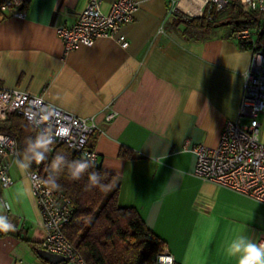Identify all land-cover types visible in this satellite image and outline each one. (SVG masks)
Wrapping results in <instances>:
<instances>
[{
	"label": "crops",
	"instance_id": "crops-1",
	"mask_svg": "<svg viewBox=\"0 0 264 264\" xmlns=\"http://www.w3.org/2000/svg\"><path fill=\"white\" fill-rule=\"evenodd\" d=\"M87 1L25 0V18L0 19V87L95 121L92 149L120 179L118 204L137 210L177 264H236L224 242L241 230L264 240V202L197 177L184 146L215 147L228 120L247 123L238 110L250 51L227 37L226 26L187 37L174 25L175 11L198 16L203 0H176L173 11L171 0H138L119 31L126 47L114 36L66 51L58 28ZM113 1L104 0L103 10ZM259 121L264 143V113ZM123 147L133 156L120 157ZM22 155L9 169L12 184L0 186V202L11 204L3 214L16 226L0 232V264H52L38 254L44 230L30 169L16 164Z\"/></svg>",
	"mask_w": 264,
	"mask_h": 264
},
{
	"label": "built area",
	"instance_id": "built-area-1",
	"mask_svg": "<svg viewBox=\"0 0 264 264\" xmlns=\"http://www.w3.org/2000/svg\"><path fill=\"white\" fill-rule=\"evenodd\" d=\"M171 2L173 11L176 0ZM103 3L104 0H88L72 24L58 28L66 51L80 45L91 46L100 37L116 36L121 47L128 45L126 36L119 31L123 24L132 20L138 0H114L107 10H103ZM203 3L205 7H214L218 11L224 9L229 0H203ZM238 4L243 11L256 10L264 15V0H248L247 5L238 0ZM5 17L25 18V0H0V19ZM208 19L211 17L208 16ZM260 31H264V26ZM252 36L249 29L238 30L234 34L236 39H251ZM248 50L250 60L242 73L243 87L238 110L239 117H246L247 123L242 124L239 119L228 120L217 146L196 143L184 146V149L195 155L193 173L197 177L264 202V143L259 136V115L264 113V47L254 42ZM12 113L21 115L39 132L47 130L53 143H64L74 148L81 158L91 157L93 162L97 160L96 152L88 146L98 129L94 120L73 115L46 102L41 96L18 88L0 87V120ZM113 117V112L106 116L107 120ZM20 152L14 137L0 133V186L12 184L9 169ZM27 176L44 230L42 248L64 256L62 264H87L64 232L73 210L70 198L47 185L37 169H30ZM150 263L177 264L165 247L151 257Z\"/></svg>",
	"mask_w": 264,
	"mask_h": 264
},
{
	"label": "trees",
	"instance_id": "trees-1",
	"mask_svg": "<svg viewBox=\"0 0 264 264\" xmlns=\"http://www.w3.org/2000/svg\"><path fill=\"white\" fill-rule=\"evenodd\" d=\"M173 23L175 26L182 24V33L187 37L206 34L214 27L226 26L229 28L227 37L234 38L238 30L249 29L253 34L251 39L234 38L239 48L248 50L254 42L264 47V31H260L264 26V15L256 10L243 11L238 3H228L218 11L206 6L198 16L175 11ZM0 133L14 137L18 149L23 152L25 139L35 137L39 129L21 115L12 113L0 120ZM94 142L89 140L88 146L92 148ZM57 153L69 160L81 158L77 151L72 152L66 144L53 143L48 159L39 165L33 163L30 169H37L46 182L50 164ZM119 156L130 158L133 153L123 147L119 150ZM93 163L95 167L89 171L102 174V183L106 185L103 189L88 187L87 173L79 181H73L66 169L58 179L61 187L54 188L69 197L73 206L70 221L64 229L66 237L74 243L87 264H151V257L164 246V241L148 229L134 207L118 204V176L103 169L97 160Z\"/></svg>",
	"mask_w": 264,
	"mask_h": 264
},
{
	"label": "clouds",
	"instance_id": "clouds-1",
	"mask_svg": "<svg viewBox=\"0 0 264 264\" xmlns=\"http://www.w3.org/2000/svg\"><path fill=\"white\" fill-rule=\"evenodd\" d=\"M247 5L248 0H241ZM53 139L47 130L39 132L35 137H28L24 141L23 155L16 161L18 168L22 172H27L33 163L39 165L48 159V154L52 151ZM95 167L91 157L78 159H67L63 154L57 153L50 164V172L46 183L53 188H60L59 176L67 170L73 181H79L86 173L88 176V187H106L102 183L103 176L98 171H89ZM11 204L0 202V232H13L16 230L7 215L3 214L5 209H10ZM225 254L234 258L236 264H264V241L257 242L244 230L238 231L226 238L224 242Z\"/></svg>",
	"mask_w": 264,
	"mask_h": 264
},
{
	"label": "water",
	"instance_id": "water-1",
	"mask_svg": "<svg viewBox=\"0 0 264 264\" xmlns=\"http://www.w3.org/2000/svg\"><path fill=\"white\" fill-rule=\"evenodd\" d=\"M72 152H75L76 150L74 148L71 149ZM38 254L41 258L49 261L52 264H58L65 260V257L62 255H59L57 253L50 252L46 249H40L38 251Z\"/></svg>",
	"mask_w": 264,
	"mask_h": 264
}]
</instances>
